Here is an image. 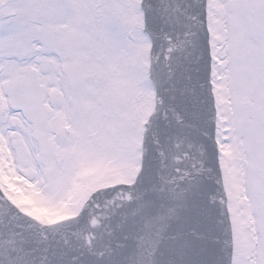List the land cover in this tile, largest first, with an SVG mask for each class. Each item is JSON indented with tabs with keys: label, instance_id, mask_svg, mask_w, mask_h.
I'll return each instance as SVG.
<instances>
[{
	"label": "snow or ice",
	"instance_id": "obj_1",
	"mask_svg": "<svg viewBox=\"0 0 264 264\" xmlns=\"http://www.w3.org/2000/svg\"><path fill=\"white\" fill-rule=\"evenodd\" d=\"M0 264H264V0H0Z\"/></svg>",
	"mask_w": 264,
	"mask_h": 264
}]
</instances>
